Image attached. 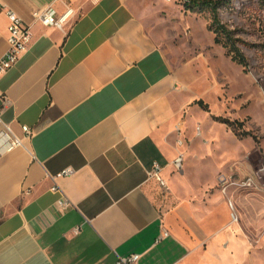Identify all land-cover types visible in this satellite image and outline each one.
Listing matches in <instances>:
<instances>
[{
  "label": "crops",
  "instance_id": "0c3cea01",
  "mask_svg": "<svg viewBox=\"0 0 264 264\" xmlns=\"http://www.w3.org/2000/svg\"><path fill=\"white\" fill-rule=\"evenodd\" d=\"M141 1L0 0V58L6 11L32 26L0 76L2 117L21 137L23 125L33 131L0 155V264H116L134 253L140 264H258L232 223L226 176L189 166L201 153L177 144L181 124L211 125L147 32ZM47 7L72 9L63 29L33 20ZM155 163L165 186L149 176Z\"/></svg>",
  "mask_w": 264,
  "mask_h": 264
},
{
  "label": "rangeland",
  "instance_id": "374dc122",
  "mask_svg": "<svg viewBox=\"0 0 264 264\" xmlns=\"http://www.w3.org/2000/svg\"><path fill=\"white\" fill-rule=\"evenodd\" d=\"M188 1L142 0L137 8L147 32L182 75L179 87L193 91L199 118L211 125L206 133L201 119L193 127L181 124L177 144L184 156L201 153L189 166L217 167L226 176L222 186L231 188L238 215L232 223L258 252L255 261L264 264V7L261 0H226L219 9L221 23L241 40L249 61L244 67L215 42L211 12L189 9ZM219 118L236 122V131Z\"/></svg>",
  "mask_w": 264,
  "mask_h": 264
},
{
  "label": "built area",
  "instance_id": "2783aa9c",
  "mask_svg": "<svg viewBox=\"0 0 264 264\" xmlns=\"http://www.w3.org/2000/svg\"><path fill=\"white\" fill-rule=\"evenodd\" d=\"M171 1V0H167ZM72 9L67 10L64 14H59L52 7L33 11L32 17L35 22H40L46 26H53L59 29H63L68 19L72 15ZM6 14L9 19V34L7 37L8 49L3 57L0 58V76L11 69L19 60L21 55L27 51L29 44L32 40V26L26 23L19 14L13 10L8 9ZM4 100L3 95L0 94V102ZM25 135L19 136L13 129L10 123L6 122L2 117V110L0 108V144L3 147L0 148V155L12 152L13 150L24 146V138H28L33 134V131L27 125L22 127ZM198 133L201 132L200 127L197 129ZM184 157L180 154L174 161V166L177 170H181L183 167ZM161 167L155 163L154 168L149 171V176L156 177L161 185L165 186V181L160 175ZM73 172L72 168H68L63 171L64 175H69ZM64 206V205H63ZM230 206L233 210L232 219L238 221V215L235 206L230 202ZM168 232H165L163 236H167ZM142 255L134 253L127 257H118L116 264H140Z\"/></svg>",
  "mask_w": 264,
  "mask_h": 264
},
{
  "label": "trees",
  "instance_id": "16d2710c",
  "mask_svg": "<svg viewBox=\"0 0 264 264\" xmlns=\"http://www.w3.org/2000/svg\"><path fill=\"white\" fill-rule=\"evenodd\" d=\"M229 2V0L227 1ZM261 4L264 7V0H261ZM226 0H189L187 3V7L192 10H199V11H209L212 14V24L210 29L216 34L215 42L217 44H222L226 50L227 54L231 56L232 60L244 67L249 65L248 58L243 53L242 49L240 48L241 40L237 38V33L228 29L224 24L221 23L219 17V9L227 6ZM196 104L200 105L205 111H209V105L204 103L203 100H199ZM223 123L228 124L230 127L236 131L234 127L236 122L229 121L228 119H217Z\"/></svg>",
  "mask_w": 264,
  "mask_h": 264
}]
</instances>
